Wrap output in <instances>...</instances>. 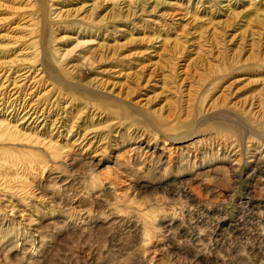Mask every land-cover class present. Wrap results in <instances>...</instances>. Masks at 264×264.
<instances>
[{"label": "rangeland", "instance_id": "374dc122", "mask_svg": "<svg viewBox=\"0 0 264 264\" xmlns=\"http://www.w3.org/2000/svg\"><path fill=\"white\" fill-rule=\"evenodd\" d=\"M0 264H264V0H0Z\"/></svg>", "mask_w": 264, "mask_h": 264}, {"label": "bare ground", "instance_id": "6f19581e", "mask_svg": "<svg viewBox=\"0 0 264 264\" xmlns=\"http://www.w3.org/2000/svg\"><path fill=\"white\" fill-rule=\"evenodd\" d=\"M19 123L21 124H31L34 123L36 119H34L32 116H30V114H28L27 112H25L24 114H19Z\"/></svg>", "mask_w": 264, "mask_h": 264}]
</instances>
